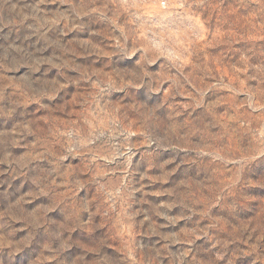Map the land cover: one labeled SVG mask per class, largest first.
I'll list each match as a JSON object with an SVG mask.
<instances>
[{"label":"rangeland","instance_id":"obj_1","mask_svg":"<svg viewBox=\"0 0 264 264\" xmlns=\"http://www.w3.org/2000/svg\"><path fill=\"white\" fill-rule=\"evenodd\" d=\"M0 264H264V0H0Z\"/></svg>","mask_w":264,"mask_h":264}]
</instances>
